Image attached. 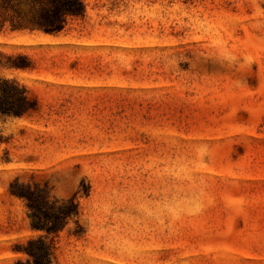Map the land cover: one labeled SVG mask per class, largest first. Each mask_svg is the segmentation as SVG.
I'll return each mask as SVG.
<instances>
[{"label":"rangeland","instance_id":"1","mask_svg":"<svg viewBox=\"0 0 264 264\" xmlns=\"http://www.w3.org/2000/svg\"><path fill=\"white\" fill-rule=\"evenodd\" d=\"M86 4L57 35L0 34L1 52L33 61L0 76L39 106L0 118V264L26 261L38 237L52 264H264V0ZM200 142L204 210L172 224L134 214ZM16 178L78 215L59 234L35 229L8 193Z\"/></svg>","mask_w":264,"mask_h":264},{"label":"trees","instance_id":"2","mask_svg":"<svg viewBox=\"0 0 264 264\" xmlns=\"http://www.w3.org/2000/svg\"><path fill=\"white\" fill-rule=\"evenodd\" d=\"M86 0H0V34L45 33L57 35L66 31L70 21L83 19ZM33 68L31 58L22 53L4 54L0 51V69ZM38 102L29 96L27 89L16 79L0 76V118L30 116L38 111ZM8 143L0 134V144ZM9 195L22 199L30 211L35 229L46 235L59 234L67 220L78 215L74 199L53 206L38 186L31 187L16 178L9 184ZM23 253L26 261L15 264H52L54 245L45 238H31L25 242Z\"/></svg>","mask_w":264,"mask_h":264},{"label":"clouds","instance_id":"3","mask_svg":"<svg viewBox=\"0 0 264 264\" xmlns=\"http://www.w3.org/2000/svg\"><path fill=\"white\" fill-rule=\"evenodd\" d=\"M210 156L207 142H200L191 157L178 155L161 174L160 188L155 194L139 192L133 213L149 224H172L186 216L199 215L204 210L206 181L194 168L198 163H207ZM105 203H109L107 198Z\"/></svg>","mask_w":264,"mask_h":264}]
</instances>
